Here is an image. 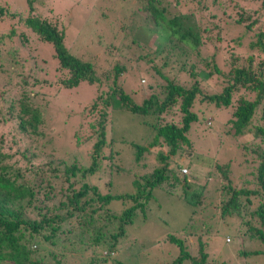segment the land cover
<instances>
[{
	"label": "trees",
	"instance_id": "16d2710c",
	"mask_svg": "<svg viewBox=\"0 0 264 264\" xmlns=\"http://www.w3.org/2000/svg\"><path fill=\"white\" fill-rule=\"evenodd\" d=\"M134 1L139 24L132 28L159 32L164 42L152 38L147 44L127 35L119 39L117 34L104 50L111 59L106 67L78 57L65 47L63 29L40 14L41 4L46 6L49 0H25L26 15V10L0 3V22L16 19V25L0 36V125L14 126L0 133V264H65L68 255L77 257L76 264H87V258L88 264H122L116 256L111 260L102 256L101 247L113 254L118 252L137 214L145 217L154 189L168 192L182 183L184 202L198 207L204 186L192 188L193 183L173 160L183 144H190L186 134L197 120L192 109L197 99L231 107L232 132L236 137H250L241 147L256 159L255 169L243 180L232 183L228 165H217L222 176L219 205L221 217L236 215L242 219L246 227L242 242L257 239L264 245V0ZM20 25L24 30L17 32ZM130 26L123 24L120 30L124 33ZM27 33L40 43L52 45L56 70L62 74L58 84L72 88L86 82L99 87L87 111V117L97 114L96 125H90L93 134L83 141L75 135L76 146L92 139L86 167L76 161L47 160L53 153L43 149L41 111L28 94V81L20 83L13 78L17 68L21 70L17 75H22L32 69L31 65L39 64L34 57L20 59L18 47H3L8 37L27 48L31 41ZM245 39H249L246 44ZM245 46L248 52L240 56L238 51ZM210 48L212 53L208 52ZM219 51L223 52L220 64ZM141 62L149 66L153 78L146 86L139 82L147 93L136 103L124 90L121 78L130 68L141 67ZM176 70L186 71L194 83L190 87L178 83ZM214 74L223 77L222 89L217 94H204L197 78ZM115 99L118 108L132 116L154 118L149 147L167 150L166 155L159 153V164L150 173L132 182L135 192L120 195L104 194L100 189L101 185H112L115 139L111 137L106 144V127L112 126L110 111ZM174 110L179 112V121L171 118ZM130 144L135 161H140L148 147ZM105 146L109 147L107 155ZM105 172L108 179L102 182ZM93 175L101 177L98 184H87L86 179ZM113 201L130 205L116 213L110 210ZM163 240L179 249V256L171 264H210L203 244L194 256L175 236L167 235ZM98 248L101 250L96 252Z\"/></svg>",
	"mask_w": 264,
	"mask_h": 264
},
{
	"label": "rangeland",
	"instance_id": "374dc122",
	"mask_svg": "<svg viewBox=\"0 0 264 264\" xmlns=\"http://www.w3.org/2000/svg\"><path fill=\"white\" fill-rule=\"evenodd\" d=\"M0 3L10 4L12 8L15 5L21 10H26L24 15L28 13L25 0H0ZM39 9L42 10L40 14L63 29V43L72 54L102 67H106L108 61L111 62L110 57L104 55V50L106 51L108 45L114 42L117 34L118 38L127 35L128 38L135 37L147 44L152 38H155L157 43L164 42L159 32L153 34L141 32L140 29L143 30L144 27L132 28L139 24L134 15V0H49L48 5L42 3ZM123 24L132 26L126 28V32L123 33L120 30ZM14 25L16 19L0 22V36L2 33L7 34ZM16 30L20 32L24 28L20 25ZM232 30L234 31L233 28ZM27 34L31 40L27 48H21L16 38L9 40L8 37L3 47H18L17 49L21 50L20 59L33 60L34 57L39 64L38 67L31 65L32 69L23 72L22 75H17L21 74V70L17 68L13 72V78L20 83L21 80L28 81L29 88L26 90L41 111L43 120L41 130L45 134L41 140L44 144L43 149L48 154L53 153V156L47 160L57 162L59 159H64L68 164L76 161L79 166L86 167L90 163L89 151L92 139L76 146L75 135L77 133L83 141L93 134L90 125H96L97 114L87 117V111L96 100L99 87L97 84L86 82H81L72 88L58 84L62 74L56 70L58 63L52 45L40 43L34 40L31 34ZM246 40L249 39H245V44ZM208 52L212 53L213 50L210 48ZM238 52L241 56L248 52V48L245 46ZM222 56L223 52L219 51L217 53L219 64L223 61ZM140 66L130 68L121 78L124 90L136 103L142 101L146 92V90L143 92L141 89L143 86L140 87L139 82L146 86L153 78V72L149 70L148 65L141 62ZM221 70L226 72L224 68ZM174 73H177L178 83L186 87L194 83L186 71L176 70ZM140 78L144 81H140ZM43 80H47L48 83H42ZM197 80L204 94H217L222 89L221 75L199 76ZM33 82L37 84L31 85ZM192 109L197 115V120L191 124L186 134L190 144H183L173 160L176 164H180V169L188 170L185 175L193 183L192 188L204 186L201 204L194 208L184 202L182 183L172 186L168 192L160 188L154 189V198L147 206L145 217L137 214L133 225L127 227L128 239L118 252L113 254L101 247L102 256L110 260L116 256L115 259L122 264H171L179 256V249L163 238L173 235L182 240L189 253L194 256L198 255V247L203 244L210 264L222 262L264 264V245L257 239H247L242 242L241 236L246 230L242 219L236 215L221 217L219 205L222 176L217 165L223 168L228 165L232 183L243 180L255 169L256 159L241 147L250 137H236L232 132L229 123L231 107L216 106L215 103L197 99ZM110 112L112 126L107 124L106 144L111 137L115 139L112 145L114 173L111 176L110 188L101 185L100 189L102 193L111 195L133 193L135 189L132 182L141 180L142 176L150 173L151 168L159 164V153L166 155L167 150L149 147L154 135L151 128V124L156 123L154 118L141 119L120 110L117 99L114 100ZM171 118L179 121V112L174 110ZM9 127L10 130L14 128L9 124L0 125V133L5 132ZM130 142L148 147V151L143 153L138 162L134 159V149ZM52 148L55 151H52ZM8 150H10L9 145ZM103 151L107 155L109 147L105 146ZM105 164L106 161H103V165ZM103 175L102 182L107 181L108 174L105 172ZM100 179L99 175H93L86 179V183L97 185ZM129 205L128 203L126 206ZM126 206L119 201H113L110 210L119 213ZM41 256L43 257V254ZM97 256L101 257V255ZM71 257L68 255L65 264H76L77 257L72 259ZM85 261L88 264V258ZM182 264H190V262L185 261Z\"/></svg>",
	"mask_w": 264,
	"mask_h": 264
},
{
	"label": "built area",
	"instance_id": "2783aa9c",
	"mask_svg": "<svg viewBox=\"0 0 264 264\" xmlns=\"http://www.w3.org/2000/svg\"><path fill=\"white\" fill-rule=\"evenodd\" d=\"M180 171L183 175L188 173V170L186 168H182Z\"/></svg>",
	"mask_w": 264,
	"mask_h": 264
}]
</instances>
